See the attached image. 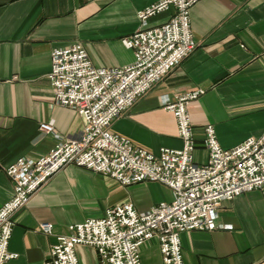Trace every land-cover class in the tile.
Masks as SVG:
<instances>
[{
    "label": "crops",
    "instance_id": "1",
    "mask_svg": "<svg viewBox=\"0 0 264 264\" xmlns=\"http://www.w3.org/2000/svg\"><path fill=\"white\" fill-rule=\"evenodd\" d=\"M159 0H0V206L12 183L5 168L20 157L37 159L56 144L75 138L82 121L69 108L53 103L47 81L54 48L83 45L94 67L120 68L132 62L121 40L138 28L136 12ZM171 10L147 20L167 21ZM195 48L109 125L113 134L152 154L179 150L175 121L165 101L186 92L203 94L186 105L194 150L204 165V128L230 149L264 133V0H199L189 9ZM50 123L53 134L38 130ZM171 191L153 182L121 186L107 176L66 165L12 216L7 264H44L55 238L68 226L103 218L106 209L131 204L144 212L169 203ZM52 225L51 235L38 231ZM212 231L179 235L182 264H264V196L258 191L221 202ZM78 264H100L89 246H76ZM141 264H161L157 241L139 248Z\"/></svg>",
    "mask_w": 264,
    "mask_h": 264
},
{
    "label": "built area",
    "instance_id": "2",
    "mask_svg": "<svg viewBox=\"0 0 264 264\" xmlns=\"http://www.w3.org/2000/svg\"><path fill=\"white\" fill-rule=\"evenodd\" d=\"M197 1L159 0L136 12L137 30L121 40L132 52V62L126 66L94 67L78 42L51 50L46 78L53 103L75 112L82 127L77 137L56 144L43 156L20 157L5 168L12 192L0 206V264L16 257L7 249L13 214L66 165L107 176L121 186L158 183L171 191L172 200L144 212H136L128 203L115 205L101 219L70 225L68 235L55 238L44 264H78L74 249L79 245L93 248L100 264H141L139 248L150 239L157 241L161 264H182L181 233L221 228L215 224L221 202L251 191L264 196V133L221 149L212 126L207 125L203 130L206 163H193L186 105L202 90L179 94L163 104L174 118L179 150L160 148L152 154L109 131L114 119L195 48L189 9ZM169 10L166 22L146 26L149 18ZM38 130L55 136L50 123H40ZM38 231L49 236L52 225L41 222Z\"/></svg>",
    "mask_w": 264,
    "mask_h": 264
}]
</instances>
